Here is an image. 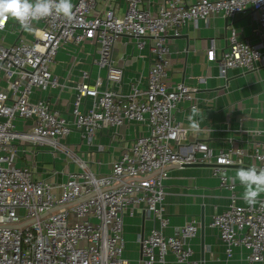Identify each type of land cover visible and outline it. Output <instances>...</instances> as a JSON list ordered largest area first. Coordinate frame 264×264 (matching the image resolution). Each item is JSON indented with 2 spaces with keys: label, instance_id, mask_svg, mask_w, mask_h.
Wrapping results in <instances>:
<instances>
[{
  "label": "built area",
  "instance_id": "built-area-1",
  "mask_svg": "<svg viewBox=\"0 0 264 264\" xmlns=\"http://www.w3.org/2000/svg\"><path fill=\"white\" fill-rule=\"evenodd\" d=\"M121 1V15L113 0H73L71 19L53 15L34 22L32 31L12 19L0 27V264H131L122 256L123 218L135 213L153 223L138 240L137 264H170L168 254L177 264H199L188 244L200 227L195 219L176 236L163 234L167 169L215 165L212 173L220 186L232 190L225 169L240 165L248 153L230 148L216 154L198 141L173 148L187 131L174 112L180 102L191 103L196 89L169 84V39L197 21L249 14L259 43L230 26L218 59L213 45L206 58L217 59L221 78L229 70L255 71L264 67V0ZM119 39L124 47L147 50V75L134 78L127 92L123 73L128 67L113 59ZM60 50L66 55L62 63L56 61ZM64 64L62 80L54 69ZM77 67L78 80L70 84ZM67 91L70 99L58 104ZM198 105L192 102L190 109ZM130 126L140 130L111 157L108 172L101 171L99 161L82 157V146L87 153L104 151L95 142L98 133L110 131V139L121 142L120 129ZM72 133L79 143H67ZM41 153L62 169L39 167ZM251 157L264 168V141ZM47 173L49 179L43 177ZM59 176L65 179L57 182ZM262 205L264 193L255 206L246 207L232 194L227 208L212 217L209 227L226 259L233 249H243L244 264H264Z\"/></svg>",
  "mask_w": 264,
  "mask_h": 264
},
{
  "label": "crops",
  "instance_id": "crops-1",
  "mask_svg": "<svg viewBox=\"0 0 264 264\" xmlns=\"http://www.w3.org/2000/svg\"><path fill=\"white\" fill-rule=\"evenodd\" d=\"M112 7H115L116 14L121 15L124 4L121 0H113ZM230 26L252 44L259 43L255 35L256 24L249 14L236 15L231 19L214 17L210 19L209 24L197 21L183 27L179 37L169 39V84L183 83L189 88L196 89L191 103H199L200 113L196 117L198 130H194L187 119L191 115V103L183 101L178 104L174 116L187 131L186 137L173 148L180 149L198 141L205 143L216 154L230 148H239L248 153V156L241 160L240 165L225 169L224 174L233 186L232 190L220 186V181L213 175L211 166H172L167 169V178L163 185L166 193L164 212L168 217V226L163 230V234L176 236L179 229L190 219H195L199 224L202 223V233L199 227L196 236L188 242L192 250L191 259L198 261L199 264H244L243 258L247 251L233 249L231 258L226 259L224 247L216 231L210 228L209 224L214 215L222 213L227 208L232 194L236 197L238 205L248 206L241 198L243 186L238 180L233 183V177L240 168L257 167L256 161L251 157L252 150L256 144L264 141L262 134L264 131V67L251 72L229 70L226 79L219 75L217 59L225 49L227 27ZM212 45L217 59L209 62L206 53ZM113 59L128 67L123 73L124 92L128 91L129 83L138 75H142V80L146 77L148 71L146 49L138 51L132 49L130 45L124 47L119 39L114 46ZM56 61L61 63L66 61L63 50L57 53ZM79 68H75L70 75V84L77 82ZM54 73L62 80L65 79L67 76L65 64L56 66ZM68 92L61 94L58 104H65L67 99H70L71 93ZM137 130L140 128L133 126L120 129V133L124 135V140L121 142L117 138L110 139V131H102L101 134L96 135L95 142H100L104 146V151L87 153L86 148L82 146V152H84L82 157L84 159L91 157L99 161L102 164L101 171L108 172L111 157L132 139ZM255 131L260 134H254ZM67 143H79L78 134L72 133ZM36 162L47 172H50L52 168L62 169L60 163H52L47 153L38 154ZM69 169H72V165ZM43 177L49 179L50 175L47 173ZM64 179L65 177L61 176L56 178L57 182ZM260 197L261 195L258 200ZM152 227L151 220L143 218L141 213H135L133 216L124 215L122 256L131 264H137L141 257L138 240L147 236ZM166 261L177 264L171 254L166 256Z\"/></svg>",
  "mask_w": 264,
  "mask_h": 264
},
{
  "label": "clouds",
  "instance_id": "clouds-1",
  "mask_svg": "<svg viewBox=\"0 0 264 264\" xmlns=\"http://www.w3.org/2000/svg\"><path fill=\"white\" fill-rule=\"evenodd\" d=\"M53 15L71 19L72 0H0V27H3L7 20L12 19L22 30L32 31L34 22ZM199 115L198 109L193 106L191 115L187 119L194 130H198L196 117ZM236 180L244 188L242 200L248 206H255L258 197L264 193V168L258 169L255 166L240 168L233 177V183Z\"/></svg>",
  "mask_w": 264,
  "mask_h": 264
},
{
  "label": "water",
  "instance_id": "water-1",
  "mask_svg": "<svg viewBox=\"0 0 264 264\" xmlns=\"http://www.w3.org/2000/svg\"><path fill=\"white\" fill-rule=\"evenodd\" d=\"M182 167H203V166H215V165H208V164H183ZM201 233L203 231V224H200Z\"/></svg>",
  "mask_w": 264,
  "mask_h": 264
}]
</instances>
